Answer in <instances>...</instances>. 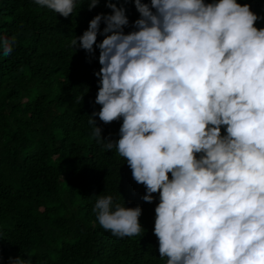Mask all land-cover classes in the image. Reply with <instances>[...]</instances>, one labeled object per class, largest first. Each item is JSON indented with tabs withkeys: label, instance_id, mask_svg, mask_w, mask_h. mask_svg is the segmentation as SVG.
<instances>
[{
	"label": "clouds",
	"instance_id": "obj_1",
	"mask_svg": "<svg viewBox=\"0 0 264 264\" xmlns=\"http://www.w3.org/2000/svg\"><path fill=\"white\" fill-rule=\"evenodd\" d=\"M85 2L91 11L101 0ZM104 2L111 14L95 15L71 46L90 58L99 49L100 109L88 123L96 142L115 149L144 186L142 200L152 203L158 193L160 259L264 264V28L254 26L262 18L237 0H131L137 30L125 34L121 0ZM34 3L67 18L78 0ZM15 43L0 35V55ZM97 116L104 124L122 120L118 140L101 139ZM92 211L117 238L145 231L142 209L111 195L96 196ZM9 264L32 262L18 256Z\"/></svg>",
	"mask_w": 264,
	"mask_h": 264
},
{
	"label": "trees",
	"instance_id": "obj_2",
	"mask_svg": "<svg viewBox=\"0 0 264 264\" xmlns=\"http://www.w3.org/2000/svg\"><path fill=\"white\" fill-rule=\"evenodd\" d=\"M237 3L250 4L262 18L254 26L264 28V0ZM117 7L129 20L124 33L137 30L134 3ZM97 14H111L104 0L91 11L78 0L67 18L34 0H0V35L16 38L13 52L0 55V264L18 256L32 264H166L153 233L158 193L144 202L127 162L105 151L88 123L100 109L99 49L90 58L71 41ZM94 119L101 139H119L122 120ZM98 195L139 206L144 233L121 239L104 230L92 211Z\"/></svg>",
	"mask_w": 264,
	"mask_h": 264
}]
</instances>
